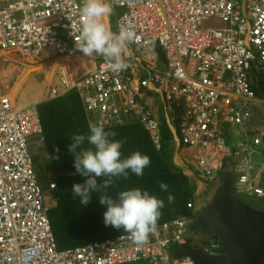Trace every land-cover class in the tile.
Wrapping results in <instances>:
<instances>
[{"label": "built area", "instance_id": "obj_1", "mask_svg": "<svg viewBox=\"0 0 264 264\" xmlns=\"http://www.w3.org/2000/svg\"><path fill=\"white\" fill-rule=\"evenodd\" d=\"M112 2L126 7L116 21L117 32L122 26L135 30L131 44L146 62L138 73V90L129 64L114 72L104 57L90 58L77 49L84 0H0V264H194L171 256L194 239L191 218L159 225L140 247L129 234L58 247L51 204L29 148V138L41 132L35 110L9 103L20 56L48 50L63 58L82 55L79 74L65 64L53 95L78 90L105 127L136 118L160 149L162 124L138 99L140 89L157 93L182 111L180 130L173 131L175 145L196 152L201 179L216 181L230 160L235 194L252 201L264 198V0ZM236 127L247 136L238 143ZM206 240V253H222L219 241Z\"/></svg>", "mask_w": 264, "mask_h": 264}, {"label": "clouds", "instance_id": "obj_2", "mask_svg": "<svg viewBox=\"0 0 264 264\" xmlns=\"http://www.w3.org/2000/svg\"><path fill=\"white\" fill-rule=\"evenodd\" d=\"M113 1L116 4L115 0ZM112 3V0H84V3L80 9V14L84 19L82 25L79 28V36L76 47L87 57L91 58V56L94 54L104 57L108 67L114 72H119L126 69L128 64L131 67H138V69L145 71L144 68L147 66L146 62L143 59V55L136 45L131 44V42L137 39L135 30L131 26H122L117 32L116 21L118 18L124 15L126 7L120 4L114 6L112 5ZM35 55L36 53L20 56L22 58L21 71L18 72L15 78L14 84L11 87L12 90L19 82V75L22 72L23 68L25 66H30L39 58H41L40 56L39 58L31 60V58ZM56 55L60 58H63L58 54ZM81 58H83L82 55H79L77 58H72L78 61H76L75 66H72V59L64 58L67 60L66 64L71 66V72L79 74V70L77 69L78 66H81V68L83 67L81 65L83 63ZM61 71L62 69L57 70L53 79H50L49 74L42 69L38 73H33L30 79L36 77L39 74L41 75L40 80L35 81L37 89H35L34 91L37 92L38 88L42 87L41 97H44V100H41L40 97L38 100L34 101V103L29 102L28 104L21 103L18 104V106L16 105L19 108L30 107L35 110L34 112L41 129V132L33 134L29 138V148L35 158V165L36 163H38V160L36 159L34 152H32V141L35 139L44 141L39 106L49 101L61 99L72 92H76L83 101L85 108L90 113L91 119L89 122L88 133L74 134L71 137L72 142L69 145V151H71L75 157V171L77 174L85 178L83 183H75L72 186V195L74 198L78 197L81 204L87 205L93 199V193H102L99 196V200L100 203L106 207V211L104 212L105 225L112 226L116 229H122L124 232L130 235L132 241L137 247L143 246L148 241L150 235L154 234L157 231L158 221L162 215L161 209L165 207V201L152 194L150 191L142 189L140 187H132L121 190L116 194L115 197L108 194V189L112 186L114 179L121 177L127 179L130 174H134L138 177L143 176L144 169L151 164V158L147 154H143L140 151H135L129 156L123 157V141L114 139L116 133L107 131L106 129L108 127H105L102 122L97 123L95 119L96 116L88 110L83 96L78 90H72L60 96L53 95L52 88L54 86H58L61 82ZM135 78L138 79V77ZM135 87L138 90V80L135 83ZM140 90L138 91V95L140 93ZM142 91L147 92L145 90ZM142 91L141 96L139 95L138 99L146 104V106L154 114V111L150 108V106L145 103L146 100H144V98L142 97ZM24 95L25 94H22L18 96V98ZM26 97H29L27 91ZM158 97L160 101L163 102L162 110L165 116V125H163L160 120L159 121L162 124L163 130L169 128L172 132L171 134L174 137L173 131L180 130L182 117L179 118V115L182 116V111L180 112L173 103L167 102L160 96ZM156 119L158 118L156 117ZM167 119L170 120V123ZM177 120L179 121V129L176 126ZM138 125L142 127L140 123H138ZM187 151H192L193 153L187 154V157H182L186 161L182 164L183 167L185 169H188V172L192 175H187L188 172L186 173V171L185 174L190 179L196 178L197 181V171H192L189 169V167H193L194 169L196 168V160L194 158L196 152L187 148H181L177 150L175 145L174 153ZM188 159H190L192 162L188 161ZM44 163L46 164L47 162ZM38 169L40 170L39 173L36 166V173L38 175L39 183L48 197L52 211L56 206V200L54 198L55 205H53V202L50 201V198L54 197L53 192L58 188L57 182L55 180V175L51 170L52 177L48 178L47 180V185L49 188L48 191L44 188V179L46 177L41 175V168L38 167ZM224 173H233L235 176L234 163L232 161L228 160L225 170L221 172L218 179L210 183H214L216 186L219 182L220 177ZM97 178L104 179L101 183H98ZM198 181L203 183V181L206 180H203L199 177ZM51 183L56 184L55 189H51ZM160 189L162 191H167L168 185L164 182H161ZM173 200L174 197L172 195H169L168 202L171 203ZM194 226H196V224L193 220L192 228H194ZM199 234H203V232ZM199 234H195L194 238H198L200 236ZM209 236H211V234L208 233V236H205V238ZM193 241L194 239L191 242ZM188 245L196 247L192 244ZM203 251L205 252V250Z\"/></svg>", "mask_w": 264, "mask_h": 264}, {"label": "trees", "instance_id": "obj_3", "mask_svg": "<svg viewBox=\"0 0 264 264\" xmlns=\"http://www.w3.org/2000/svg\"><path fill=\"white\" fill-rule=\"evenodd\" d=\"M41 91L42 87H39L38 91L33 93L35 100L41 97ZM145 103L148 104V100ZM39 113L47 153L46 160L54 172L58 186L53 192L56 206L50 213L58 247L67 250L128 234L122 229L105 225L106 207L99 200L102 193H93V199L87 205L81 204L79 198L72 195V186L75 183H83L85 178L75 171V157L69 151V145L72 142V135L88 133L91 119L79 95L72 92L61 99L43 103L39 106ZM178 123L177 120L176 126L179 129ZM106 130L115 132L114 139L123 141V157L140 151L151 158V164L144 169L143 176L130 174L127 179L123 177L114 179L108 194L115 197L121 190L140 187L163 199L165 207L161 209L162 215L158 226L182 217L193 219L195 204L204 199L197 197V185L194 180L173 163L175 151L173 135L164 129L163 140L158 149L140 125H112ZM36 166L39 173V164L36 163ZM103 179L97 178L98 183ZM161 182L168 185L167 191L160 189ZM169 195L174 197L171 203L168 202ZM211 236L219 241L216 236ZM202 242L208 245L206 238H194L193 244L191 241L188 244L201 245Z\"/></svg>", "mask_w": 264, "mask_h": 264}, {"label": "water", "instance_id": "obj_4", "mask_svg": "<svg viewBox=\"0 0 264 264\" xmlns=\"http://www.w3.org/2000/svg\"><path fill=\"white\" fill-rule=\"evenodd\" d=\"M235 176L224 173L208 201L195 204L193 220L218 238L222 253L211 256L202 249L181 245L172 260L188 258L194 264H264V198L249 201L234 192Z\"/></svg>", "mask_w": 264, "mask_h": 264}, {"label": "rangeland", "instance_id": "obj_5", "mask_svg": "<svg viewBox=\"0 0 264 264\" xmlns=\"http://www.w3.org/2000/svg\"><path fill=\"white\" fill-rule=\"evenodd\" d=\"M33 67H35V66H33ZM132 71H133L135 77H138V67H132ZM38 72L39 71L37 69L31 68V73L24 79V81L21 79L20 80L21 82L19 81L18 84L16 85V87L13 88V93L16 95L15 96V100H13L14 101V105L18 106V104H21V103L28 104L29 102L34 103V101H36L35 97L33 95V93L36 92L34 90L37 89V85H36L35 81H39L40 78H41V75L39 74V75H37L36 77H34L32 79H30V78H31V75L33 73H38ZM137 80L138 79H136V82H137ZM17 86H19L18 88L21 87L18 90L19 92L16 90ZM26 91L28 92V95H29L28 98L26 97ZM22 94H25V95L18 98V96H20ZM13 97H14V95H13ZM46 97H47V94H46ZM40 99L44 100V97H41ZM237 128H239V127H237ZM242 132H243V130H242ZM238 139H241V137L238 136ZM235 140H236V137H235ZM32 152H34V155H35L36 159L38 160L39 167L41 168V175L46 177L44 179V185H45L44 188L49 191V188H48V185H47V180H48V178H50L52 176L48 174L49 173L48 168L51 170V167L49 165H47V163L46 164L44 163V162H47V160H46L47 153H46V150H45L44 141L37 140V139L33 140L32 141ZM189 152L191 154L193 153L192 151H189ZM182 157H187L186 152L174 153L173 154V163H174V158H177V160H176L177 161V165L175 163L174 164L176 166H179V167L183 168L184 172L185 171L188 172V169H185L183 167L182 163L186 162V161ZM188 161L192 162L190 159H188ZM257 162L261 163L262 159L260 157H257ZM189 169L192 170V171H194V170L197 171V169H194L193 167H189ZM189 175L191 176L192 174L189 173ZM198 179H199L198 176H197V181H196V178L192 179V180H194V183L197 185V189H198L197 197L205 200L211 194V191H212L213 187L215 186V184L207 182V181H203V183H201V182L198 181ZM262 185L264 186V178H263V184ZM50 201H52L53 202L52 204L55 205L54 197H51ZM193 231H194V234L198 235L203 230H201L196 225V226H194ZM199 235L200 236L198 238H205V236L203 234H199ZM192 244H193V242H192ZM194 245L197 248H200L202 250H205V248H207V246H208L205 242H202L201 245H199L198 243L194 244ZM169 254L171 255V252H169ZM136 264H147V262L140 261V262H138Z\"/></svg>", "mask_w": 264, "mask_h": 264}, {"label": "crops", "instance_id": "obj_6", "mask_svg": "<svg viewBox=\"0 0 264 264\" xmlns=\"http://www.w3.org/2000/svg\"><path fill=\"white\" fill-rule=\"evenodd\" d=\"M39 66V67H33V66ZM81 66H78V68H80ZM31 68H35L37 69L38 71H40L41 69L42 70H45L48 74H49V78L50 79H53L57 70H60L63 68V65L61 66L59 63H58V60L51 56V57H48V58H41L39 60H37L36 62H34L33 64H31L30 66H25L22 70V72L20 73L19 75V81L22 79L23 80V76L26 77L28 75V70H31ZM54 70V71H53ZM139 70L138 69V73H139ZM21 82V81H20ZM18 84V83H17ZM21 84V83H20ZM25 84V83H24ZM19 86H17L18 88ZM141 91L140 90V93L139 95L141 96ZM19 92V91H18ZM14 97H11L13 96ZM15 94L13 93V90L10 92V97L15 100ZM159 95L154 93V92H144L142 91V97L146 100H148V105L150 106V108L154 111V114L155 116L158 118V120H160L162 122L163 125H165V116H164V112H163V102L160 101ZM156 101V102H155ZM14 102V101H13ZM129 124H137L138 125V121L135 119V118H128L126 120V122L121 125V126H125V125H129ZM166 131L171 132V130L169 128H166ZM234 131H239L241 134L239 135H235L236 136V143L240 142L241 140H244L246 139V134H243L242 133V130L240 128H235ZM238 136L241 137V139H238ZM186 154H190L189 151L186 152ZM177 158H174V163L177 165ZM49 170V175L52 174V171L48 168ZM187 173V172H186ZM189 173H187L188 175ZM197 194H198V189H197Z\"/></svg>", "mask_w": 264, "mask_h": 264}, {"label": "bare ground", "instance_id": "obj_7", "mask_svg": "<svg viewBox=\"0 0 264 264\" xmlns=\"http://www.w3.org/2000/svg\"><path fill=\"white\" fill-rule=\"evenodd\" d=\"M41 56V58H48V57H51V56H53V57H55L57 60H58V63L62 66L63 65V67L65 66V64H66V62H67V60L66 59H64V58H60V57H58L56 54H55V52L54 51H51V50H48V51H45V52H43V53H40V54H36L35 56H33L32 58H31V60H33V59H35V58H39ZM41 58H39V59H41ZM38 59V60H39ZM30 60V61H31ZM35 67H39V66H37V65H35ZM78 70L79 69H81V67L80 68H77ZM28 75L31 73V70H28ZM27 75V76H28ZM26 76V77H27ZM26 77H22L23 78V81H24V79L26 78ZM23 86V85H22ZM21 88V87H20ZM20 88H16V90L18 91ZM156 102V101H155ZM9 103L11 104V105H14V102H13V99L12 98H10L9 99ZM119 127V126H118ZM117 127V128H118ZM114 128V127H113Z\"/></svg>", "mask_w": 264, "mask_h": 264}, {"label": "flooded vegetation", "instance_id": "obj_8", "mask_svg": "<svg viewBox=\"0 0 264 264\" xmlns=\"http://www.w3.org/2000/svg\"><path fill=\"white\" fill-rule=\"evenodd\" d=\"M210 198H209V196L205 199V201H208ZM203 232V235L204 236H208V233H206V232H204V231H202ZM223 251V250H222Z\"/></svg>", "mask_w": 264, "mask_h": 264}]
</instances>
